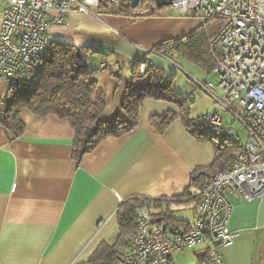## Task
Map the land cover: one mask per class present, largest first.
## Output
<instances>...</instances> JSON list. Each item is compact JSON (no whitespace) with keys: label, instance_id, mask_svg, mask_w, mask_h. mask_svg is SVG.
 Segmentation results:
<instances>
[{"label":"crops","instance_id":"1","mask_svg":"<svg viewBox=\"0 0 264 264\" xmlns=\"http://www.w3.org/2000/svg\"><path fill=\"white\" fill-rule=\"evenodd\" d=\"M4 2L0 0V29ZM96 11L98 17L73 12L68 25L51 34L55 41L99 51L89 56L88 67L99 68L93 79L106 94L101 118L112 122L125 118L121 104L132 62L144 58L145 50L194 29L172 15L132 19ZM148 58L160 67V55ZM122 67L121 78L113 76ZM190 83L180 93L192 97L191 117L218 114L230 124L212 98ZM8 93L9 81L0 80V98L5 100ZM167 111L179 112V107L172 101L146 99L135 129L103 140L79 163L73 157L75 132L66 119L25 110L21 117L26 129L18 138L0 124V264H88L102 243L115 242L111 236L118 234L117 211L131 198L160 201L159 208L150 209L153 213L167 209L186 221L174 225L191 224L176 214V206L194 202L178 197L193 190V171L211 166L215 146L197 139L180 118L165 131L157 130L150 117ZM228 198L233 206L228 228L235 239L221 249L224 264H264V196L246 200L229 192ZM205 252L196 247L176 252L172 259L174 264H197Z\"/></svg>","mask_w":264,"mask_h":264},{"label":"built area","instance_id":"2","mask_svg":"<svg viewBox=\"0 0 264 264\" xmlns=\"http://www.w3.org/2000/svg\"><path fill=\"white\" fill-rule=\"evenodd\" d=\"M99 2L5 0L0 29V80L35 84L56 39L52 30L65 28L73 12L98 17ZM109 2L118 8L130 0ZM170 8L182 17L224 22L208 44L218 86L194 81L221 111L233 117L246 138L234 132L218 114H204L202 124L210 135L234 140L236 151L228 170L207 173L193 187L195 216L188 226L157 223L149 209H137L136 231L127 238V248L118 264H156L176 252L196 247L205 248V264H224L221 249L235 239L228 228L233 209L228 193L246 200L264 196V0H177ZM160 10L155 1L142 0L133 15L157 16ZM174 48L168 45L163 52ZM163 52L156 47L145 50L140 71L151 63L148 55L166 57Z\"/></svg>","mask_w":264,"mask_h":264},{"label":"trees","instance_id":"3","mask_svg":"<svg viewBox=\"0 0 264 264\" xmlns=\"http://www.w3.org/2000/svg\"><path fill=\"white\" fill-rule=\"evenodd\" d=\"M154 2V0H149ZM136 19L134 9L130 3L124 2L114 8L109 0H100L97 8ZM222 20H210L204 26L192 33L179 38L165 40L156 48L163 52V48L173 44V51H179L178 57L192 61L208 73H212L215 66L209 40L221 30ZM51 53L41 73L40 79L33 85L27 86L16 80L9 81V93L5 100L0 98V124L5 131L11 132L14 138L25 132L22 113L31 111L40 117L54 114L60 119H66L75 132L73 157L79 163L83 156L93 151L108 137H119L130 133L139 124V112L146 99L167 100L175 102L179 112L167 111L150 117V123L160 132L165 131L175 120L180 118L187 130L197 139L208 140L215 146V159L209 168H198L191 175V187L207 173L224 172L228 170L236 151L233 139L214 137L204 129L202 117L195 120L191 117V96H182L174 91L176 73L167 75L160 67L148 64L143 72L140 71L142 60L132 62L130 66V80L126 85L125 98L121 104V111L125 118L118 117L112 122L101 118L106 107V94L93 79L99 70H89L88 58L99 51L90 48H78L60 41L51 45ZM173 53L172 51H168ZM166 56L167 53L163 52ZM181 55V56H180ZM103 69L108 68L104 64ZM112 72L116 78H121L120 71ZM192 191L186 190L178 198H189ZM160 201L146 198H131L126 200L117 211L118 235L113 244L102 243L89 259L88 264H118L119 258L127 248V238L137 228V209L147 208L157 223L185 224L171 216L170 211L163 214L153 213L150 209L159 208ZM188 226V225H187ZM206 252L199 256L197 264H205ZM156 264H174L172 256L162 258Z\"/></svg>","mask_w":264,"mask_h":264},{"label":"rangeland","instance_id":"4","mask_svg":"<svg viewBox=\"0 0 264 264\" xmlns=\"http://www.w3.org/2000/svg\"><path fill=\"white\" fill-rule=\"evenodd\" d=\"M161 16L164 15H172V17L178 18L180 20H183L181 24H183L188 30L194 29L193 31L197 30L199 27L204 26L206 24L205 20L198 18V17H182L177 14H173V11L170 7H165L160 10ZM187 30V31H188ZM192 31V30H191ZM191 31H188L189 33H192ZM171 52H165L166 57L160 56L161 58V64L160 68H162L167 75H172V73H176L175 81H174V91L178 94H181L180 92H184L186 90V82H191V86H195V88H198L195 81H191L187 78V74L192 75L196 80L204 83L205 85L213 84L214 87L218 86V79L213 73H208L204 69H202L199 65H196L192 61H189L187 59L177 57L179 51H172ZM175 54V55H174ZM159 59V60H160ZM197 73V75H196ZM181 81L179 82V80ZM222 112V111H221ZM224 118L230 122L231 128L234 130V132L240 134L242 138H246V134L242 131V128L239 126L237 122L233 121V117L229 113L222 112ZM194 204L187 202L182 205L176 206L180 211H177L176 214L179 215V217L188 220L189 222L193 221V210L192 206ZM194 209V207H193ZM118 235V234H117ZM116 234L111 236V240H115L117 237Z\"/></svg>","mask_w":264,"mask_h":264},{"label":"water","instance_id":"5","mask_svg":"<svg viewBox=\"0 0 264 264\" xmlns=\"http://www.w3.org/2000/svg\"><path fill=\"white\" fill-rule=\"evenodd\" d=\"M142 0H130V6L132 9H136L139 5V3L141 2ZM157 7L159 9H162V8H165V7H170L174 1H177V0H154ZM216 245H220V242H217Z\"/></svg>","mask_w":264,"mask_h":264}]
</instances>
